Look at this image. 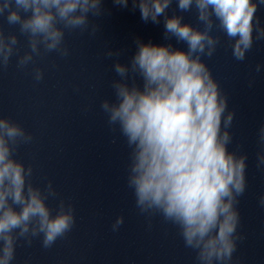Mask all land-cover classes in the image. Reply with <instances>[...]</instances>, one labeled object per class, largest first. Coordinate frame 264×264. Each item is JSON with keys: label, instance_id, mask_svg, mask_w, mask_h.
<instances>
[{"label": "clouds", "instance_id": "obj_1", "mask_svg": "<svg viewBox=\"0 0 264 264\" xmlns=\"http://www.w3.org/2000/svg\"><path fill=\"white\" fill-rule=\"evenodd\" d=\"M112 2L129 5V0ZM173 2L131 0V5L145 23L159 25L163 18L164 39L175 38L186 50L135 38V53L121 63L122 51L108 48L104 55L117 57L112 68L119 79L111 82L114 100L104 99L100 108L129 149L126 186L148 228L159 216L177 229L196 264H232L245 239L238 231V205L247 188L248 156L239 146L229 150L236 113L202 57L216 53L223 34L233 58L244 61L254 42L264 40L257 16L264 0H175L177 11L195 10V26L183 15L168 14ZM106 14L103 0H0V20L19 33L0 25V71L16 56V68L31 65L30 75L40 83L44 70L35 66L36 58L68 57L66 31L94 37L100 25L92 18ZM20 36L28 49L22 55ZM261 67L256 65V73ZM254 83L249 80L248 86ZM32 141L20 123L0 115V264H12L19 241L31 246L40 238L41 247L50 249L76 223L73 204L61 198L53 212L47 201L59 194L52 182L35 186L32 166L15 158L19 147ZM257 144L256 167L264 171V123ZM258 204L264 208V195ZM123 224L124 217L117 216L111 230L118 232Z\"/></svg>", "mask_w": 264, "mask_h": 264}, {"label": "water", "instance_id": "obj_2", "mask_svg": "<svg viewBox=\"0 0 264 264\" xmlns=\"http://www.w3.org/2000/svg\"><path fill=\"white\" fill-rule=\"evenodd\" d=\"M103 6L109 14L92 18L100 25L94 37L66 31L68 57L50 53L36 58L35 66L44 70L37 89L45 185L51 181L59 194L47 204L55 212L59 199L71 202L76 217L67 237L46 249V264H196L195 253L184 247L174 226L156 216L149 229L146 217L138 213L126 186L129 149L123 137L110 130L100 108L104 99L114 100L111 82L119 79L112 68L117 57L104 55L108 48L121 50L119 60L127 63L136 51L135 38L184 50L187 46L175 38L165 40L163 18L159 25L145 23L139 10H132L131 0L127 8L115 6L112 0H103ZM174 12L197 25L194 9L181 13L174 0L168 14ZM257 16L264 26V6ZM220 35L222 44L216 53L202 60L236 113L229 150L239 146L248 156L247 188L238 205V231L245 239L238 242L232 264H264V208L258 204L264 195V171L256 167L257 131L264 123V40L255 41L240 62ZM257 64L262 66L260 73L255 71ZM252 79L255 83L249 87ZM120 215L124 224L113 232L111 225Z\"/></svg>", "mask_w": 264, "mask_h": 264}]
</instances>
